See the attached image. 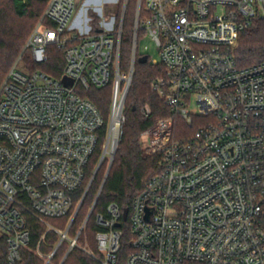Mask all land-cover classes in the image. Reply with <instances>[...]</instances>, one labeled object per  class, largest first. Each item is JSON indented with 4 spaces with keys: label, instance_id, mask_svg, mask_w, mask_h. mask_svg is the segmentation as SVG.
<instances>
[{
    "label": "built area",
    "instance_id": "1",
    "mask_svg": "<svg viewBox=\"0 0 264 264\" xmlns=\"http://www.w3.org/2000/svg\"><path fill=\"white\" fill-rule=\"evenodd\" d=\"M127 2L119 20L87 8L75 26L76 0H48L25 50L36 66L47 61L48 47L61 50L62 75H23L13 66L0 87V264H18L23 251L51 264L66 244L62 264L79 248L95 202L75 234L73 224L95 174L112 161L121 139L140 33L158 54L144 55L147 61L165 70L152 91L197 128L176 140L173 119H161L141 134L160 171L133 200L125 264H264V61L238 68L233 57L240 32L264 20V0H136L131 64L121 73ZM92 88L110 89L107 117L83 95ZM192 98L195 114L187 108ZM140 112L151 115L148 106ZM123 217L116 203L109 204L95 217L96 253L80 249L98 264H117ZM61 219L65 228L49 223ZM33 223L44 232L31 247ZM49 233L57 241L46 253Z\"/></svg>",
    "mask_w": 264,
    "mask_h": 264
},
{
    "label": "trees",
    "instance_id": "2",
    "mask_svg": "<svg viewBox=\"0 0 264 264\" xmlns=\"http://www.w3.org/2000/svg\"><path fill=\"white\" fill-rule=\"evenodd\" d=\"M37 1L45 5L44 10H42V8L41 10L33 9V0H12V8L17 18H38L32 30L41 21L48 2V0ZM121 4L122 2L119 4L117 13L118 20L120 17L119 12ZM135 5L136 0H128L122 22L119 52V69L121 73H127L131 64L132 29ZM90 16L93 19V26H97L99 18L93 12H90ZM42 23L44 25H51L45 19ZM29 35L25 38L23 32L15 31L10 27L7 28L6 25L0 21V82L1 79H3V83L12 65L21 54H23L22 58L26 57L31 66L36 68L29 50H25ZM140 37H142V33L137 35L136 61L134 63L131 85L126 96L124 107L125 124L111 168L102 188L101 185L104 181L103 174L100 172L102 165L98 169L79 209L71 232L75 234L79 226L85 220L91 206L96 201L87 221L86 228L79 237V243H82L85 238L91 249L96 250L95 235L98 228L95 224V217L97 214H103L109 204L116 203L124 216L121 221L123 236L117 264H125L126 258L131 251L129 246L131 235L129 233L128 220L133 200L143 189L145 182L160 171L157 166V159L145 153L140 140L141 134L161 119H173L174 128L172 137L176 140L189 137L197 128L195 124L188 126L180 116L173 115L164 105L162 98L152 91V83L156 79L162 78L165 74V70L160 63L151 64L149 60L144 64L137 62L139 58L146 55L144 53H139L138 43ZM46 56L47 61L42 66H37V68H40L42 72L50 77L59 79L64 67L62 51L55 46H50L47 49ZM233 57L238 68H245L264 61V20L255 21L249 28L240 32L238 36V45L233 51ZM109 90L108 88H92L83 93L84 96L88 97V99L96 105L105 117H107L110 104L111 94ZM145 106H148L151 111V115L147 119L144 118L140 112V109ZM186 134L188 135L186 136ZM99 155L100 148L92 156L86 167L83 186L75 193L76 201L82 196L84 188L87 186L94 172ZM65 222L66 219L49 220L50 224L59 228H61L62 224H65ZM43 232L44 228L41 225L36 223L32 224L31 247L36 245ZM56 241V235L49 233L46 237L48 245L43 247L42 251L46 253L51 252ZM66 251L67 245L62 244L51 260V264H60ZM18 264H43V262L31 252L23 251L21 260ZM62 264L98 263L82 251L73 249Z\"/></svg>",
    "mask_w": 264,
    "mask_h": 264
},
{
    "label": "rangeland",
    "instance_id": "3",
    "mask_svg": "<svg viewBox=\"0 0 264 264\" xmlns=\"http://www.w3.org/2000/svg\"><path fill=\"white\" fill-rule=\"evenodd\" d=\"M76 2H77L78 7H80V8L84 7V3H85L84 0H76ZM121 2H122V0H120V3ZM44 7H45V5L40 4L37 0H33V9L41 10V8H42V10H44ZM37 20H38V18L37 19L36 18H29V17L28 18H17L15 16L13 8H12V0H0V21L2 23H4L7 28L10 27L11 29H13L15 31H18V32H21V33L23 32V34H25V38L29 35L30 31L32 30V28L36 24ZM133 22H134V17H133ZM145 46L148 47V50H144L143 49ZM138 49H139V53H144V54L152 56L154 58L158 57L155 45L151 41L146 39V38L140 37L139 43H138ZM13 66H14V69H15L16 72L21 73L23 75L30 74V73H33V72H36V71H38V72L41 71V69L37 68V66H36V68H33L31 66L29 60H27L26 57L22 58V55H21L20 59H17L14 62L12 67ZM2 80L3 79H1L0 83H2ZM2 84H0V86ZM110 94H111V92H110ZM187 108L190 110L191 113H194V114L196 113V108L197 107H196V104H195V101H194L193 98L190 100ZM187 135L188 134H186V136ZM114 155H115V153H114ZM112 161H113V159H112ZM109 165H110V161L108 159H106L103 162V164H102L100 172H101V174H103V180L108 175V172H109L108 170H110L109 169ZM65 227H66V225L62 224L61 228H65ZM80 248H87L91 252L96 253V250L91 249V247L89 246L88 241L85 240V238H84L82 243H79L78 250L82 251Z\"/></svg>",
    "mask_w": 264,
    "mask_h": 264
},
{
    "label": "crops",
    "instance_id": "4",
    "mask_svg": "<svg viewBox=\"0 0 264 264\" xmlns=\"http://www.w3.org/2000/svg\"><path fill=\"white\" fill-rule=\"evenodd\" d=\"M84 7L80 8L77 7V13L73 20V25L79 26L80 19L82 17V14L84 13L85 9L87 8H93L96 9L97 12H103L106 16H112L113 14L115 16H118V10H119V4L120 0H84ZM122 8V4H121ZM121 8L119 15L121 13ZM120 18V17H119Z\"/></svg>",
    "mask_w": 264,
    "mask_h": 264
},
{
    "label": "water",
    "instance_id": "5",
    "mask_svg": "<svg viewBox=\"0 0 264 264\" xmlns=\"http://www.w3.org/2000/svg\"><path fill=\"white\" fill-rule=\"evenodd\" d=\"M137 62L140 63V64H144V63H146V62H147V56H142L141 58H139V59L137 60ZM133 68H134V61H132V70H133ZM62 83H63L65 86H70V85H71V81H70V80H67L66 78H64V79L62 80ZM111 163H112V162H110L109 169H110V167H111ZM108 171H109V170H108ZM105 179H106V178H104V181H103V183H102V185H101V188H102V186H103V184H104V182H105ZM95 202H96V201H95Z\"/></svg>",
    "mask_w": 264,
    "mask_h": 264
}]
</instances>
